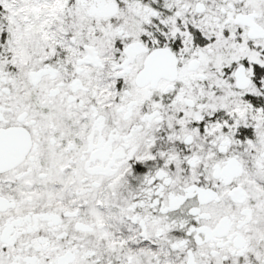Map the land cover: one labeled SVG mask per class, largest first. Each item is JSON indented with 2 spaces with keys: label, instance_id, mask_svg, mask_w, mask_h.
<instances>
[{
  "label": "snow or ice",
  "instance_id": "snow-or-ice-1",
  "mask_svg": "<svg viewBox=\"0 0 264 264\" xmlns=\"http://www.w3.org/2000/svg\"><path fill=\"white\" fill-rule=\"evenodd\" d=\"M0 264H264V0H0Z\"/></svg>",
  "mask_w": 264,
  "mask_h": 264
}]
</instances>
